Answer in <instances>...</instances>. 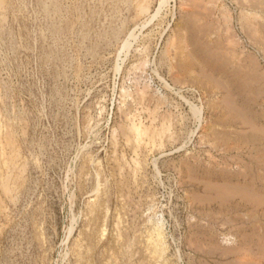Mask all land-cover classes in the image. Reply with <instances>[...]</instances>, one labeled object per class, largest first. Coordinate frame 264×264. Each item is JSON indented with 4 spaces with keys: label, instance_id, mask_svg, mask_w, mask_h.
<instances>
[{
    "label": "rangeland",
    "instance_id": "rangeland-1",
    "mask_svg": "<svg viewBox=\"0 0 264 264\" xmlns=\"http://www.w3.org/2000/svg\"><path fill=\"white\" fill-rule=\"evenodd\" d=\"M263 186L264 0H0V264H264Z\"/></svg>",
    "mask_w": 264,
    "mask_h": 264
},
{
    "label": "bare ground",
    "instance_id": "bare-ground-1",
    "mask_svg": "<svg viewBox=\"0 0 264 264\" xmlns=\"http://www.w3.org/2000/svg\"><path fill=\"white\" fill-rule=\"evenodd\" d=\"M254 6H255V5H254ZM117 7H118V6H117ZM242 7H243V6H242ZM140 8H141V7H140ZM145 8H146V9H145ZM144 9L148 12L149 7H148V6H144ZM144 9H143V10H144ZM141 10H142V8H141ZM143 10H142V11H143ZM245 11H246V10H245ZM143 12H145V11H143ZM155 13H156V12H155ZM135 17H136V16H135ZM234 53H235V52H234ZM168 56H169V55H168ZM246 84H247V82H246ZM243 89H245V88L243 87ZM226 91H227V90H226ZM252 91H253V90H252ZM252 91H251V92H252ZM234 92H235V91H234ZM228 95H229V93H228ZM242 96H243V95H242ZM183 98H184V97H183ZM226 99H227V97H226ZM238 99H239V98H238ZM163 100H164V99H163ZM232 100H233V97H232ZM237 101H238V100H237ZM176 103H177V102H176ZM188 104H190V103H188ZM192 104H194V103H192ZM178 105H179V103H178ZM237 106H238V105H237ZM245 106H246V105H245ZM192 107H193V111L195 112V114H196L197 116H199V115H200V112H201L200 108H198V107H196V106H194V105H192ZM238 108H240V107H238ZM249 108H250V107H249ZM235 109H236V108H235ZM247 109H248V108H247ZM237 111H238V110H237ZM237 111H236V112H237ZM202 112H203V111H202ZM246 112H247V111H246ZM246 112H245V113H246ZM195 114H194V115H195ZM195 117H196V116H195ZM138 121H139V120H138ZM243 121H244V120H243ZM199 122H200V121H199ZM256 127H257V126H256ZM259 129H260V128H259ZM257 130H258V129H257ZM253 131H254V129H253ZM261 138H262V137H261ZM248 162H249V161H248ZM252 163H253V162H252ZM206 166H208V165H206ZM195 169H196V168H195ZM204 169H205V168H204ZM194 171H195V170H194ZM192 172H193V171H192ZM195 172H196V171H195ZM214 172H215V171H214ZM212 173H213V172H212ZM216 173H218V172H216ZM245 173H246V172H245ZM226 174H227V173H226ZM254 174H255V172H254ZM215 177H216V176H215ZM219 177H220V176H219ZM233 177H234V176H233ZM241 177H242V176H241ZM217 178H218V176H217ZM229 179H230V178H229ZM218 180H219V179H218ZM232 180H233V178H232ZM232 180H231V181H232ZM240 180H241V179H240ZM249 180H250V179H249ZM226 182H227V181H226ZM243 182H244V180H243ZM203 183H204V182H203ZM248 183H249V182H248ZM233 184H234V183H233ZM208 185H210V183H209ZM229 185H231V184H228V187H229ZM261 185H262V184H261ZM210 186H211V185H210ZM221 186H222V185H221ZM231 186H234V185H231ZM239 186H240V185H239ZM250 186H251V185H250ZM204 187H205V186H204ZM218 187H220V186H218ZM245 187H246V186H245ZM248 187H249V186H248ZM254 187H255V186H254ZM263 187H264V186H263ZM205 188H206V187H205ZM221 188H222V187H221ZM236 188H237V187H236ZM239 189H241V188H239ZM250 189H251V188H250ZM254 189H255V188H254ZM262 189L264 190V188H262ZM218 190H219V189H218ZM233 190H234V189H233ZM228 191H229V189L227 190V192H228ZM239 191H240V192H244L243 190H239ZM250 191H251V190H250ZM250 191L247 190V193L250 192ZM261 191H262V190H261ZM215 192H216V191H215ZM234 192H238V190H235ZM255 192H257V191H255ZM262 192H263V191H262ZM220 193H221V191H220ZM225 193H226V192H225ZM216 194H217V193H216ZM247 195H248V194H247ZM247 195H246V196H247ZM249 195H250V194H249ZM254 195H257V194L254 193ZM250 196H251V195H250ZM209 197H210V196H209ZM229 197H232V196H229ZM236 197H237V196H236ZM240 197H241V196H240ZM248 197H249V196H248ZM251 197H252V196H251ZM254 197H255V202H256V196H254ZM254 197H253V198H254ZM261 197H262V195H261ZM207 198H208V197H207ZM217 198H218V197H217ZM210 199H211V198H210ZM220 199H221V198H220ZM223 199H224V198H223ZM234 199H235V198H234ZM249 199H250V198H249ZM211 200H212V199H211ZM214 200H215V199H213V201H214ZM226 200H227V199H226ZM226 200H225V201H226ZM258 200H259V199H258ZM258 200H257V201H258ZM261 200H262V199H261ZM261 200H260V201H261ZM239 201H242V200H239ZM239 201H238V202H239ZM249 201H250V200H249ZM209 203H211V202H209ZM225 203H226V202H225ZM245 203H247V202L245 201ZM230 204H231V203H230ZM230 204H229V205H230ZM258 204H259V203H258ZM231 205H232V204H231ZM238 205H239V204H238ZM240 205H241V203H240ZM242 205H243V204H242ZM242 205H241V207H242ZM247 205H248V204H247ZM247 205H246V206H247ZM252 205H253V204H252ZM259 205H260V204H259ZM225 206H226V205H225ZM233 206H234V204H233ZM244 206H245V205H244ZM260 206H261V205H260ZM221 207H222V206H221ZM236 207H238V206H236ZM258 207H259V206H258ZM258 207H257V208H258ZM262 207H263V206H262ZM247 208H248V207H247ZM255 208H256V206H255ZM232 209H233V207H232ZM235 209H236V208H235ZM227 210H228V209H227ZM236 210H237V209H236ZM256 210H259V209H256ZM256 212H258V211H256ZM253 214H254V212H253ZM150 220H152V219H149L148 221L150 222ZM156 220H157V219H156ZM252 220H253V219H252ZM160 222H161V221H160ZM160 222H156V223H155V226H154V229H153V230H154V231H153V234H151L150 237L152 236L151 238L153 239V242H154L153 245H155V244H156V245H159V246L161 247V250H160V251H162V250H163V251H166V249H167V245H166V240H165V236H164V235H166V234H164V231H163V227H164V226H162V224H161ZM259 222H260V221H259ZM152 223H153V222H152ZM263 230H264V229H263ZM146 231L148 232V230H146ZM147 232H146V234L148 235ZM149 234H150V232H149ZM227 237H228V236H227ZM229 238H230V237H229ZM229 238H228V239H229ZM147 240H148V238H147ZM147 240H146V241H147ZM149 241H150V239H149ZM258 241L261 242L260 240H258ZM243 243H244V242H243ZM148 244H149V243H148ZM250 244H251V243H250ZM156 245H155V246H151V245H150V246H151V247L158 248V250H159V247H156ZM240 245H241V244H240ZM252 245H253V244H252ZM258 245H259V244H258ZM262 245H264V244H262ZM249 246H250V245H249ZM236 247H237V246H236ZM236 247H234L235 250H236ZM238 247H241V246H238ZM155 248H152V249L154 250V251L152 250V251H153V254H152L153 256H155V254H156V253H154V252H156V249H155ZM223 248H224V247H223ZM242 248H243V247H242ZM249 248H250V247H249ZM231 249H232V248H231ZM158 250H157V251H158ZM232 250H233V249H232ZM242 250H243V249H242ZM242 250H241V251H242ZM254 250H255V248H254ZM163 251H162V252H163ZM244 251H245V250H244ZM246 251H248V250H246ZM260 251H261V250H260ZM260 251H259V252H260ZM162 252H161V253H162ZM237 252H238V251H237ZM150 253H151V252H150ZM158 253H159V252H158ZM158 253H157V255H158ZM164 253H165V252H164ZM228 253H229V252H228ZM233 253H235V252H233ZM248 253H249V252H248ZM248 253H247V255H248ZM251 253H252V252H251ZM162 254H163V253H162ZM240 254H241V253H240ZM262 255H264V254H262ZM159 256H160V255H159ZM235 256H236V255H235ZM261 257L264 258V256H261ZM153 258H155V257H153ZM161 258H162V257H160V259H161ZM157 259H159V257H158ZM159 262H160V261H159ZM166 262H167V261H166ZM233 262H234V261H233ZM241 262H242V261H241ZM241 262H240V263H241ZM244 262H245V261H244ZM155 263H156V262H155ZM250 264H251V263H250Z\"/></svg>",
    "mask_w": 264,
    "mask_h": 264
}]
</instances>
